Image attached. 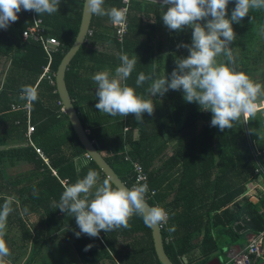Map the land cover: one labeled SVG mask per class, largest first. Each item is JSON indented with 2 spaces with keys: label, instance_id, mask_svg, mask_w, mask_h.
Returning <instances> with one entry per match:
<instances>
[{
  "label": "trees",
  "instance_id": "obj_1",
  "mask_svg": "<svg viewBox=\"0 0 264 264\" xmlns=\"http://www.w3.org/2000/svg\"><path fill=\"white\" fill-rule=\"evenodd\" d=\"M82 2L61 0L58 12L51 15L34 12L45 28V36L59 43L50 56V73H54L74 40ZM143 3L155 10L159 7L143 0H131L126 32L120 43L114 38L107 16L91 15L90 35H86L67 65L64 83L77 118L87 131L86 136L121 182L129 188L132 186L133 173L125 161L127 157L141 166L145 183L154 191L147 203L153 206L155 202L168 211L169 220L160 230L168 259L173 264H189L195 259L204 264L217 255L222 248L219 244H231L239 237L232 230V224L243 216L248 218L242 227L244 232L264 230V129L260 130L264 128V120L255 116L247 122L234 123L232 129L222 132L210 126V111H201L197 104L183 100L182 90H169L163 97H152L154 115L145 113L143 123H138L132 114L123 118L99 112L95 108L96 85L91 77L103 70L114 74L120 63L119 53L138 57L136 68L126 82L134 88L137 75L150 74L153 64L156 73L167 75L178 58L188 55L186 49L176 47L184 42L174 44L172 38H167L164 50H161L163 43L159 42L154 49L151 47L148 33H144L147 22L140 17ZM234 6V0L227 6L229 17ZM104 7L120 8V0H105ZM17 15L18 20L11 25L19 45L14 55L3 54L9 61L0 88V206L8 197L15 198L4 236L10 253L15 252V245L19 251L28 248L24 264H31L47 243L44 238L47 232H53L62 242L71 245L80 264H97L104 257L111 259L108 253L117 264H159L150 230L141 217L133 216L128 229L101 231L99 238L86 235L76 238L74 231L79 228L75 218L53 207L65 183H75L89 169L98 172L101 183L106 178L85 157L61 111L53 77L52 83L41 77L48 61L39 43L21 40V32L31 24V11L21 10ZM262 25L264 10H250L249 16L239 24L233 23L236 39L231 48L236 57L233 67L251 79L258 73L259 83L264 85V34L259 30ZM149 83L136 88L137 94L150 98L146 91ZM26 85L36 86L38 90V99L28 104L29 122L33 126L29 140L44 160L27 144L25 136L23 106L26 101L19 96ZM133 129L138 130L136 139L132 138ZM78 156L88 161L87 168H76L74 158ZM13 167H20L22 171L7 176L6 170ZM173 226L175 230L169 232ZM10 232L13 236L17 234L16 239L8 238ZM86 245H92L90 250L84 251ZM195 249L200 254L193 257Z\"/></svg>",
  "mask_w": 264,
  "mask_h": 264
},
{
  "label": "clouds",
  "instance_id": "obj_2",
  "mask_svg": "<svg viewBox=\"0 0 264 264\" xmlns=\"http://www.w3.org/2000/svg\"><path fill=\"white\" fill-rule=\"evenodd\" d=\"M159 4L163 11L162 22L169 31L183 32L190 28L191 43L177 44V49L187 50L186 57L178 58L170 74L157 75L153 64L152 72H140L135 79L139 88L150 82L146 91L150 98L138 95L136 88L126 82L134 72L138 57L134 54H118L120 61L114 74L109 70L96 72L92 81L96 85L95 96L98 102L95 108L111 117L134 115L138 123L143 116L154 115L155 105L152 97H163L169 90L183 92L186 103H195L201 111H210L211 127L220 131L232 129L234 123L247 122L255 118L264 99V85L255 82L243 71H237L236 57L231 45L236 39L233 23L239 24L249 16L250 10H264V0H234V8L228 16V5L232 0H151ZM61 0H0V29L7 30L11 23L18 20L21 10L34 11L38 15L58 12ZM89 15L107 16L113 25L127 22V8H105V0H84ZM264 34V25L260 27ZM21 100L29 105L38 99L36 86L21 88ZM77 169L87 168L88 161L75 157ZM147 183H139L131 188L125 185L113 186L109 179L99 181L97 171L89 169L75 183H65L59 201L53 203L55 209L74 217L79 231L76 238L86 235L99 238L105 233L120 228L131 227L129 220L133 216L141 217L148 228H159L167 224L169 213L163 207L150 206L147 203ZM14 197H8L0 206V261L10 255L6 244L7 218L13 211ZM175 230L174 226L169 232ZM92 245H86L84 251Z\"/></svg>",
  "mask_w": 264,
  "mask_h": 264
},
{
  "label": "crops",
  "instance_id": "obj_3",
  "mask_svg": "<svg viewBox=\"0 0 264 264\" xmlns=\"http://www.w3.org/2000/svg\"><path fill=\"white\" fill-rule=\"evenodd\" d=\"M143 1L147 3H152L151 0H143ZM142 5H143V7L141 6L142 10H140L142 14L140 17L144 19L145 22H147V25L144 28V31H145L144 33H148L147 39L149 40V44L151 45L153 49L155 48L156 43L159 42V43H163L161 45V50H164L163 48L165 47V41L167 40V38H172L174 41V44H176L177 41L184 42V43L191 42L192 30L190 28H186L183 32L169 31L166 29V27L163 25L162 17H161V15L163 14V11H166V9L162 10L159 4H156L157 6H159L157 10H155L154 8H151L149 4L147 5L143 3ZM139 14L140 13H138V15ZM138 15L136 17H138ZM16 35H17L16 30L12 27L11 24L7 30L0 29V52H1L0 53V88L2 87V84L4 81V75H5V72L8 66V61H9L8 59H6L5 56H3V54H6L8 57L9 55H12V54L14 55V53L17 51V47L19 43L16 39H14V38H17ZM182 38H186V39L183 40ZM156 74L161 75L160 73H156ZM124 128L126 127H123V130ZM131 134H132V138L136 139L138 137V130L133 129ZM263 136H264V133H263ZM253 184L256 185V183H253ZM47 233H48L47 236H45L46 233L44 232L45 234L44 238L47 239V243L41 248V252L38 255L34 256L31 264H38L39 262H44V263L50 262L51 259H53L52 257L53 255L57 259L60 254H63V256L67 259L68 253H70L72 258L75 257L77 264H80L78 257L73 251L70 244L62 242V239L58 237L57 233H53V232H47ZM255 235L256 233L243 231L242 234L238 235L239 237L234 238V241L231 244H228L230 245V247L226 249L225 258L228 259L227 254L229 252L236 251L238 248H242L243 246H245L247 243V239L252 238ZM263 245H264V239H263L262 246ZM224 246L226 247V245ZM28 250H29L28 248H26L23 251L18 250L16 254H14L16 251L12 252L11 250L10 255L7 256V258H9V262H4V259L6 258L4 257L0 264H15L19 260V255L23 257L20 264H24L26 260L28 259V253H29ZM105 250L107 249L105 248ZM196 250L197 249H195V251ZM261 251H262V258H264V249L262 247H261ZM53 252L56 255L53 254ZM73 252H74V255H73ZM108 254L111 256V259L110 257L109 259H106L104 257L102 260L100 261L98 260L97 264H117L115 260L113 259L112 255L110 253ZM215 257L210 258L207 262H209V264H215L214 263ZM253 262L255 263L254 260Z\"/></svg>",
  "mask_w": 264,
  "mask_h": 264
},
{
  "label": "built area",
  "instance_id": "obj_4",
  "mask_svg": "<svg viewBox=\"0 0 264 264\" xmlns=\"http://www.w3.org/2000/svg\"><path fill=\"white\" fill-rule=\"evenodd\" d=\"M130 1L131 0H120V8L121 9L128 8ZM30 20H31V24L21 32V40L23 41L30 40L32 42L39 43L48 61L47 65L43 68L41 77L44 76L50 83H52L51 77H53V73H50L48 71V64L50 61L51 54H53L57 50L59 43L53 37L45 36V29L42 26L41 20L35 16L34 11H31ZM111 25L114 32V38L117 42L120 43L122 41L123 35L126 32V24L119 26L113 24ZM86 35H90L89 30L87 31ZM12 109L15 108L12 107ZM23 109L25 111V122H26L25 136H26L27 144L34 150V152L41 159H43L40 150L37 149L29 140V135L33 131V126L29 122V106L27 102L23 106ZM124 130H126V128H124ZM84 132L85 134L87 133V131ZM125 161L129 162L133 173L132 186L139 183H145L146 175L142 170L141 166L135 162L129 161L127 157H125ZM258 169L262 171L260 167ZM153 195H154V191L149 190L146 199L147 200L152 199ZM153 206H156L155 202H153ZM247 221L248 218L246 216H243L241 219L235 221L232 224V230L235 231L237 234H242L244 230L242 227L244 226V222L246 223ZM163 227L164 225L160 226L159 229L161 230V228ZM235 228H239V229L236 230ZM263 239H264V230L262 232H257L256 235L253 236L252 238H248L245 246H243L242 248H238L236 251H232L227 254L228 259L226 261V264H253L254 259L262 257L261 247L263 244Z\"/></svg>",
  "mask_w": 264,
  "mask_h": 264
},
{
  "label": "water",
  "instance_id": "obj_5",
  "mask_svg": "<svg viewBox=\"0 0 264 264\" xmlns=\"http://www.w3.org/2000/svg\"><path fill=\"white\" fill-rule=\"evenodd\" d=\"M91 15H89L85 10L84 0L82 2V9L80 14V20L76 35L70 47L67 51L62 55L54 73H53V81L55 92L57 94L59 104L61 106V111L66 115L68 122L72 128L73 133L75 134L79 144L83 148L85 152V157L92 161L99 171L103 174L106 179H109L113 186L116 185H125L121 180L117 177V175L113 172V170L109 167V165L105 162L96 148L92 145L91 141L86 136L78 118L73 108L72 102L67 93L65 83H64V72L66 70L67 65L70 60L73 58L75 53L77 52L80 45L85 41V37L89 28ZM126 186V185H125ZM150 237L152 242V248L156 260L159 264H173L168 257L165 255L162 247L161 234L159 228H149ZM215 264H226V262H222L219 256H216L214 259ZM204 264H209L206 262ZM264 264V261L261 263Z\"/></svg>",
  "mask_w": 264,
  "mask_h": 264
},
{
  "label": "rangeland",
  "instance_id": "obj_6",
  "mask_svg": "<svg viewBox=\"0 0 264 264\" xmlns=\"http://www.w3.org/2000/svg\"><path fill=\"white\" fill-rule=\"evenodd\" d=\"M258 75L259 74L256 73L255 76L253 77V80L255 82H258L259 83L260 82V79H259V76ZM259 104H260V108H259L258 112H260V113H257L256 116H259L261 120H264V99L262 101H260ZM257 127H259V126H257ZM263 129H264L263 127L260 128L261 131H263ZM21 171H22V168H20V167H13V168L7 169L6 170V173H7V176H14L15 174L20 173ZM16 235L17 234H14V236H13V233L10 232L9 235H8V238H10V239H12V238L16 239ZM6 244L8 245L9 243L6 242ZM18 244H19V242H18ZM218 247L219 248L222 247V248L219 249V251L217 252V255L221 258L222 262H225L227 260L225 258L226 249L229 248L230 245H228V242H227V245L225 247L224 246V242H222L221 244L218 245ZM262 248L264 249V245L262 246ZM13 249L14 250L16 249L15 250L16 252L14 253V254H16L17 251H18L16 245L13 246ZM53 254H55V253L53 252ZM199 254H200V252L198 250L197 251H194L193 252V257L198 256ZM73 255H74V252H73ZM52 257H53V259H51L50 262H45V263L44 262H39L38 264H77V261H76L75 257L72 258L71 255H70V253L67 254V259L63 256V254H60L57 259L54 257V255ZM22 259H23V257L19 255V260L15 264H20ZM59 259H60L61 263H60ZM254 261H255V263L253 262L254 264H261L264 261V258L259 257L257 259H254ZM4 262H9V258L6 257L4 259ZM200 262L201 261H199L198 259H195L193 261H190L189 264H199Z\"/></svg>",
  "mask_w": 264,
  "mask_h": 264
}]
</instances>
